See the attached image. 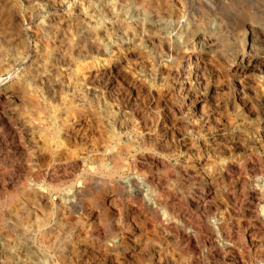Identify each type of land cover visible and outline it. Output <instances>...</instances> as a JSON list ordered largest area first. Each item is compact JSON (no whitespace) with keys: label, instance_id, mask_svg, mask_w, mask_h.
<instances>
[{"label":"clouds","instance_id":"clouds-1","mask_svg":"<svg viewBox=\"0 0 264 264\" xmlns=\"http://www.w3.org/2000/svg\"><path fill=\"white\" fill-rule=\"evenodd\" d=\"M0 264H264V0H0Z\"/></svg>","mask_w":264,"mask_h":264}]
</instances>
